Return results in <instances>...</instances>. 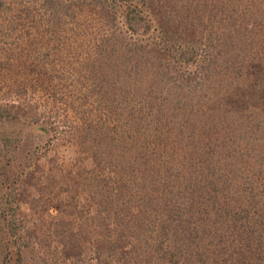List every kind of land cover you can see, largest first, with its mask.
I'll use <instances>...</instances> for the list:
<instances>
[{
    "label": "trees",
    "instance_id": "1",
    "mask_svg": "<svg viewBox=\"0 0 264 264\" xmlns=\"http://www.w3.org/2000/svg\"><path fill=\"white\" fill-rule=\"evenodd\" d=\"M0 128V264H264V0H0Z\"/></svg>",
    "mask_w": 264,
    "mask_h": 264
},
{
    "label": "rangeland",
    "instance_id": "2",
    "mask_svg": "<svg viewBox=\"0 0 264 264\" xmlns=\"http://www.w3.org/2000/svg\"><path fill=\"white\" fill-rule=\"evenodd\" d=\"M2 130V128H0ZM1 132V131H0ZM22 137L24 138L23 140H26L29 142V144L32 145H40L45 142V139L41 138V136L37 132H32L30 129L23 130V135ZM33 258L30 255H27L25 258V264H34Z\"/></svg>",
    "mask_w": 264,
    "mask_h": 264
}]
</instances>
